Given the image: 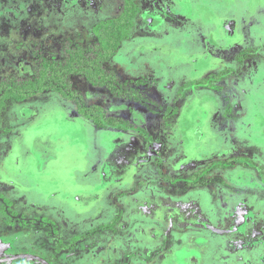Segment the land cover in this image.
<instances>
[{
	"label": "rangeland",
	"instance_id": "rangeland-1",
	"mask_svg": "<svg viewBox=\"0 0 264 264\" xmlns=\"http://www.w3.org/2000/svg\"><path fill=\"white\" fill-rule=\"evenodd\" d=\"M233 1L237 18L261 5L264 27L263 0ZM187 2L0 0V259L264 263V51L196 64L167 31ZM108 32L105 79L89 80L68 58ZM104 132L127 138L131 194L97 183ZM68 184L85 200L55 192Z\"/></svg>",
	"mask_w": 264,
	"mask_h": 264
},
{
	"label": "crops",
	"instance_id": "crops-1",
	"mask_svg": "<svg viewBox=\"0 0 264 264\" xmlns=\"http://www.w3.org/2000/svg\"><path fill=\"white\" fill-rule=\"evenodd\" d=\"M222 1L218 2V0H213L210 2L209 0H189V2L184 5L185 7L179 4L178 7L182 9L183 14L179 16L180 20L178 23L168 26L167 31H169V29L171 31H176L175 35L181 37L178 40L183 44L184 48H186V52L192 53V61H195L196 64L199 62H203L204 64L207 63L210 52L227 51V53L222 54V59L224 60L226 56L230 54V51H240L237 57L241 63H238L240 66L241 64L246 65L245 62L248 58L245 57V53L257 55L259 51H264V37L262 35L264 27H261L260 20L262 17L259 15L261 5H259L258 10L253 9V6L249 5L246 10H243L245 13L243 12L241 14L242 16L240 15L237 18L233 15L232 11H230V13L227 10L224 11V7L226 6V8H228L234 1L225 0L229 2L226 4L225 2L222 3ZM247 2L250 3L251 1L248 0ZM262 4H264V0ZM200 11H202V14L198 13ZM160 29L164 30L163 28ZM162 34H164V38L169 35L164 32L160 35ZM152 45L149 44L148 47L143 45V49L155 50V47H157L156 44L152 42ZM160 48L162 49L161 46ZM199 51L200 53L198 54ZM249 66H252V64ZM104 133L103 135L107 138L108 147L105 151L103 150L101 154L102 157H100L98 163L100 165L99 170L104 173L99 174L97 183L104 184L106 181H113L116 187H119L122 192L131 194L130 190L132 188L126 189L127 182L133 177L128 173V167L130 165L129 154H131L129 150H131V148H127L126 138L118 142L117 137L111 132ZM139 152L140 146L137 147L135 153L138 154ZM132 158H134V153ZM69 185L70 184L64 188L63 193L58 189L55 190V192L61 193L62 197L65 195L67 202H70L72 199H77L78 201H82L81 199L85 200V193L82 196H78L77 191H68ZM69 193L70 195H72V193L75 195L71 198Z\"/></svg>",
	"mask_w": 264,
	"mask_h": 264
},
{
	"label": "trees",
	"instance_id": "trees-1",
	"mask_svg": "<svg viewBox=\"0 0 264 264\" xmlns=\"http://www.w3.org/2000/svg\"><path fill=\"white\" fill-rule=\"evenodd\" d=\"M126 6H127V1H126ZM133 18V17H132ZM131 18V19H132ZM121 24V23H120ZM120 24L115 28V30L118 32V34L116 35V37L118 39H121L122 37L125 38L126 35H122L121 33V29H120ZM103 35V34H102ZM108 37L105 38L102 36V38H99L98 39V45H97V48L95 50V54L93 55V57H91V59H89L88 61H85V58L81 55V51H79L78 53L75 52V54L72 53V56H70L68 58V64L70 65L71 62H76V64H79L78 67H77V71L78 73H81V72H84L85 73H89V76H86L89 80H95L97 79V81L99 80H104L105 77L102 75V66L100 65V63L104 62V58H107L110 56V54H112L115 49H116V45H117V40H113L112 39V33L108 32L107 33ZM112 39V43H113V47L109 50V53H106V46H107V39ZM115 41V43H114ZM118 47V46H117ZM90 62V64H92L91 68H89L87 65L84 66V63H88ZM81 67H85V69L87 70H84V71H81L80 68ZM66 70H70L69 69H66ZM70 72V71H69ZM100 76L99 78L97 76ZM109 78V77H108ZM95 81V82H97Z\"/></svg>",
	"mask_w": 264,
	"mask_h": 264
},
{
	"label": "water",
	"instance_id": "water-1",
	"mask_svg": "<svg viewBox=\"0 0 264 264\" xmlns=\"http://www.w3.org/2000/svg\"><path fill=\"white\" fill-rule=\"evenodd\" d=\"M18 258H28V259H33V260L35 259V260H38L39 262H41L43 264H48V262H46L44 259H42L39 256L33 255V254H17V255H14L11 258L8 257V258H6L4 260H13V259H18Z\"/></svg>",
	"mask_w": 264,
	"mask_h": 264
},
{
	"label": "flooded vegetation",
	"instance_id": "flooded-vegetation-1",
	"mask_svg": "<svg viewBox=\"0 0 264 264\" xmlns=\"http://www.w3.org/2000/svg\"><path fill=\"white\" fill-rule=\"evenodd\" d=\"M224 58V57H223ZM208 59H209V57H208ZM221 65H222V63H221ZM218 70H220V68L219 69H217V70H215V71H218ZM214 72V71H213ZM142 77H144V76H142ZM145 78V77H144ZM126 138V137H125ZM125 138H123V139H125ZM127 139V138H126ZM119 142V141H118ZM23 254H27V253H23ZM33 255H35V254H33ZM36 256H38V255H36ZM257 254H254V258H257ZM13 257V256H12ZM40 257V256H39ZM6 258H8V257H4V258H2V259H0V261H3L4 259H6ZM9 258H11V257H9ZM22 259V258H21ZM24 259H28V258H24ZM43 259V258H42ZM13 260H17V259H13ZM33 260V259H32ZM35 260V259H34ZM45 260V259H44ZM5 261V260H4ZM38 261V260H37ZM46 261V260H45ZM47 262V261H46ZM43 264V263H42ZM49 264V263H48ZM248 264V263H247ZM264 264V263H263Z\"/></svg>",
	"mask_w": 264,
	"mask_h": 264
}]
</instances>
